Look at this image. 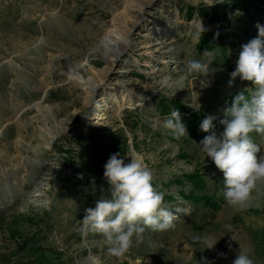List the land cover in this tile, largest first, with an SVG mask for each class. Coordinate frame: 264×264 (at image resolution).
<instances>
[{
    "label": "rangeland",
    "instance_id": "1",
    "mask_svg": "<svg viewBox=\"0 0 264 264\" xmlns=\"http://www.w3.org/2000/svg\"><path fill=\"white\" fill-rule=\"evenodd\" d=\"M135 1L0 0V264H87L89 259L232 264L240 251L264 264V184L254 192L253 206L243 211L229 206L223 173L202 152L200 140L176 138L163 127L168 117L158 109L160 99L179 101L217 122L233 93L248 89L251 94L249 81L237 77L229 86L228 68H236L242 45L257 37L255 25H264V13H243L236 0H154L139 23L129 31L118 29L132 43L122 58L88 59L104 32L114 28L113 20L128 18L127 8ZM166 16L174 20L163 32ZM200 20L204 33L217 38L207 54L198 49L203 35L199 42L194 39ZM155 42L158 49L165 44V51L177 47L180 53L167 60L180 62L163 63L168 55L155 47L138 51ZM189 60L212 62L210 70H222L208 77L189 75ZM79 63L86 64L85 76L94 78L95 91L70 79L72 65ZM125 68L129 71H120ZM148 83L152 98L126 108L121 87L138 94L148 92ZM103 96L110 107L99 110ZM99 121L103 125H92ZM55 132L46 149L43 137ZM254 142L264 154V135ZM115 153L126 164L133 156L142 158L153 186L164 194V206L177 216L174 229L146 230L143 242L122 258L109 255L105 239L81 222L86 209L112 198L104 166ZM195 174L205 183L198 194L214 197L217 207L184 199L182 193L190 190L184 178ZM181 209L185 213L176 212ZM16 230L24 239L9 236ZM195 235L217 243L206 249L193 242Z\"/></svg>",
    "mask_w": 264,
    "mask_h": 264
},
{
    "label": "clouds",
    "instance_id": "2",
    "mask_svg": "<svg viewBox=\"0 0 264 264\" xmlns=\"http://www.w3.org/2000/svg\"><path fill=\"white\" fill-rule=\"evenodd\" d=\"M255 27L258 35L242 45L228 82L231 87L239 77L251 82L254 90L250 95H246L248 89L237 93L230 106L222 110L220 124L224 131L219 136L213 123L215 116L206 115L200 124V130L209 134L199 146L223 173L225 201L238 211L253 206L254 192L264 184V154H260L261 146L251 135H264V25L257 23ZM205 31L200 20L194 39L199 42ZM211 63L189 60L187 74L208 77L222 70H210ZM163 127L176 138L188 136L178 109L164 120ZM104 178L110 185L112 198H101L95 208L86 209L81 222L89 232L105 239L109 255L122 258L134 244L143 242L146 230L163 232L175 228L177 216L164 206V194L153 186L152 172L141 157L133 156L126 164L119 153L110 155L104 166ZM192 240L204 244L206 249L217 243L199 235ZM204 264L209 262L205 259ZM232 264H256V261L248 252L240 251Z\"/></svg>",
    "mask_w": 264,
    "mask_h": 264
},
{
    "label": "bare ground",
    "instance_id": "3",
    "mask_svg": "<svg viewBox=\"0 0 264 264\" xmlns=\"http://www.w3.org/2000/svg\"><path fill=\"white\" fill-rule=\"evenodd\" d=\"M152 2H154V0H147L145 4H141L139 3L137 0L135 1V3L131 6L127 8V19H120V18H115L113 20V29H109L107 31L104 32V37L102 39V41L99 43V45H97L95 48H93L87 55V58L90 59H96V58H103L105 61L107 62H114L116 59H120L122 58L126 51L128 49H130V47H132V43L130 42V39H128V34L125 33H119L122 32L123 30H130L132 28V26L136 25L137 23H139L140 18L142 17V15L144 14V11L146 9V7H148ZM166 24L163 25V32L164 30H166V25L169 24L170 22H172L174 20V17H169L166 16ZM151 22H154V20L152 19V17L150 18ZM121 27V28H120ZM161 26H158L157 30L159 31L161 29ZM119 29V32H118ZM116 30V31H115ZM162 31L158 32L160 35H162ZM170 31H167V35H169ZM158 44L159 42H155L153 44H150L149 46L146 47H140L138 48V51H142L143 49H148L150 47H155L154 49L156 51H159L161 54H166L168 55L165 59L163 63H178L180 62V60H172V61H168L167 59L171 58L174 55H178L179 49L177 47H170L169 49H167L166 51L163 50L166 45L163 44V47H160L158 49ZM168 61V62H167ZM73 67V71L70 74V79L73 80L74 82L82 85L83 87H85L86 89H90V91H95L96 87H94L91 82L94 80V78H86L85 75H87L86 73V64L82 63V64H74L72 65ZM126 69V68H125ZM121 72H127L129 71L128 69L126 70H120ZM170 81L168 80V83ZM148 88H150L149 90H147L148 92H140L138 94L135 93H130L125 89V86L123 85L121 88L122 90V95L125 98V105L126 108H133L135 106H140L142 104H144V102L150 100L152 98V95L154 93V89L153 87L148 83ZM106 89L112 91L109 92V95L114 96L116 95V93H113L115 88L114 87H107ZM151 91V92H150ZM99 102L102 101L101 104V109H108L110 106L107 104L106 102V97L103 96L102 98H100L98 100ZM100 116V115H99ZM101 125L102 123L99 121L97 123L92 122V125ZM103 125V124H102ZM59 132H55L54 134H47L46 137H43L44 141H45V148L46 149H50L52 146V143L54 142V140L57 138ZM36 196V194H35ZM177 213H185V211L178 210L176 211ZM246 245V244H245ZM244 249V248H243ZM87 264H100L98 260H94V259H89L87 260ZM229 264V263H228Z\"/></svg>",
    "mask_w": 264,
    "mask_h": 264
},
{
    "label": "trees",
    "instance_id": "4",
    "mask_svg": "<svg viewBox=\"0 0 264 264\" xmlns=\"http://www.w3.org/2000/svg\"><path fill=\"white\" fill-rule=\"evenodd\" d=\"M236 1H237L236 8L243 13H248L250 9H252L253 12L264 13V0H236ZM188 17H190V15ZM216 42H217V38L212 33L210 32L204 33L201 41L198 43V49L211 51L215 48ZM228 70L232 73L235 70V67L230 66ZM239 92H242V91L235 92L230 96L229 101H228V106H230L234 96ZM246 95H250V94L246 92ZM158 109H159V112L162 115H165L166 117H170L171 112L175 109H178L181 114L182 122L187 127L188 136L191 139L201 141L204 139L206 135L209 134V133L202 132L200 130V124L205 116L201 112H196L192 110L191 108L186 107L179 101L168 102L166 100L160 99V101H158ZM213 123L215 125V131L217 135L219 136L220 134L223 133L224 126L220 124V121L213 122ZM251 135H252L253 140H256L257 138L261 136V134H257V133H252ZM76 181H78V179H76ZM184 181L185 183L189 185L190 190L187 195L182 193V196L184 197V199L189 201L190 204H202L207 207H211V206L217 207L214 197L210 198L207 195L198 194L199 191L204 190L205 183H204V180H202L197 174L185 176ZM178 183L181 185L184 184L183 181H178ZM24 218H25V221L28 223H32V224L35 223V220H33L30 217H24ZM20 233H21L20 231L16 230L15 232H10L9 236L12 239L13 238L16 239L19 237L24 239V237L21 236Z\"/></svg>",
    "mask_w": 264,
    "mask_h": 264
}]
</instances>
